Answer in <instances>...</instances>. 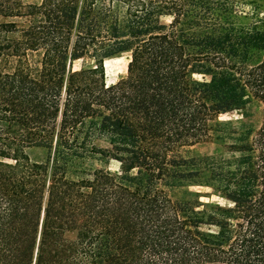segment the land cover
<instances>
[{"label":"trees","instance_id":"1","mask_svg":"<svg viewBox=\"0 0 264 264\" xmlns=\"http://www.w3.org/2000/svg\"><path fill=\"white\" fill-rule=\"evenodd\" d=\"M0 264H264V0H0Z\"/></svg>","mask_w":264,"mask_h":264},{"label":"rangeland","instance_id":"2","mask_svg":"<svg viewBox=\"0 0 264 264\" xmlns=\"http://www.w3.org/2000/svg\"><path fill=\"white\" fill-rule=\"evenodd\" d=\"M163 21L167 22L168 18L163 17ZM129 53L124 52L118 56H113L105 59L106 81L108 84L117 82L123 78L127 73V64L129 62ZM82 61H76L75 68L80 67ZM220 120L251 123L254 126L260 125L263 120L262 105L257 102L248 104L244 109H235L219 116ZM217 145L213 142L198 143L193 146L184 147L183 153L188 156L211 154L215 151ZM29 153L33 159H40L43 156V151L40 149H30ZM108 168L112 172H118L119 163L111 161ZM184 189H189L198 192L199 199L205 203L226 204L223 197L218 195L210 187L206 186H187ZM181 195H184L181 193ZM179 195V196H181Z\"/></svg>","mask_w":264,"mask_h":264}]
</instances>
